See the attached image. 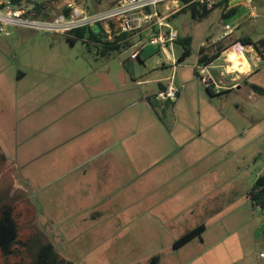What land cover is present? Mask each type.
<instances>
[{"label":"rangeland","instance_id":"rangeland-1","mask_svg":"<svg viewBox=\"0 0 264 264\" xmlns=\"http://www.w3.org/2000/svg\"><path fill=\"white\" fill-rule=\"evenodd\" d=\"M79 1L87 7L104 9L117 0ZM35 3L42 4L47 14L40 15L43 18L55 17L61 10L60 0L24 2L32 13H36ZM245 9L246 17L227 39L229 43L246 37L252 42L264 39V0L246 3ZM223 11L224 7L219 6L205 17L194 18L186 10L171 19L174 28L192 37L187 63L195 61L202 41L209 47L218 46L225 22ZM7 29L9 32L0 31V199L8 198L15 204L21 236L14 252L2 256V263H24L36 257L39 246L47 241L46 234L43 237L35 233L40 216L41 225L58 243L56 250L71 262L64 264H86L83 255L90 248L86 241L97 226L95 223L89 227V219L80 224L73 215L86 216L94 207L115 208L118 199L110 194L100 202L98 198L88 201L84 197L86 189L77 183L87 178L96 184L103 181L104 187L109 185L107 190L113 191L120 183L117 165H111L105 174L98 165L80 159L84 155L77 142L87 137L90 129V133L99 129L97 125L90 128L92 120L89 123L78 117L87 115V107L92 104L108 105L111 119L107 124L113 143L121 133L134 135L142 128L141 135L126 140L162 148L167 162L161 159L159 172H166L161 166L171 164L169 172L196 181L191 185L193 189L220 181L222 190H235L240 207L251 205L249 192L264 173V94L255 91L256 96L251 95V85L248 90L241 82V89L213 93L212 98L188 95L185 104L176 109L175 101L166 104L155 98L157 80L166 76L170 79L174 72L162 52L146 60H129L131 49L102 57L94 44L82 38L72 43L61 33L16 26ZM182 51L183 46L177 45L175 56ZM234 63L240 67L246 64L242 58ZM20 70L25 72L23 77L18 75ZM251 81L264 87V57ZM148 94L150 107L146 104ZM82 95L90 100L76 109L75 98ZM109 153V159L113 154L115 159L121 158L131 170L130 175H135L133 150L117 152L112 148ZM103 202L104 207H99ZM141 246L142 252L150 248L147 242ZM257 257L253 256L254 264L258 263ZM120 260V256L115 259Z\"/></svg>","mask_w":264,"mask_h":264},{"label":"crops","instance_id":"crops-1","mask_svg":"<svg viewBox=\"0 0 264 264\" xmlns=\"http://www.w3.org/2000/svg\"><path fill=\"white\" fill-rule=\"evenodd\" d=\"M246 3L248 0H228V9L237 7V11L231 16H223L225 18L223 32L226 24L233 25L235 29L240 27L241 21L246 17ZM166 7L167 4L160 6L163 13L167 12ZM179 12L183 11L180 10L171 15L169 22ZM175 29L178 31L177 28ZM5 31L9 32V29L6 28L2 32ZM178 32L179 38L175 47L179 44L183 46L182 53L176 56L180 60L185 50L184 39L190 37V46H192V37ZM154 34H156L155 30H147L140 35L127 34L128 36L121 40L130 41L131 45L127 49L132 51V44L140 40L145 43ZM228 38L217 39L219 44L215 47H209L202 41L194 62L187 63V57L180 60L175 70L177 73L175 82L183 85V88L175 101L176 109L185 104L188 95L200 94L202 99L212 98L213 93H232L236 87L241 89L243 87L241 82L245 83L250 90V84L253 83L251 79L260 70L263 57L257 49H252L253 43L252 45L251 43L243 44L241 39H235L229 43ZM236 42L238 43L235 44ZM230 51H232L231 57H229ZM158 52L155 45L147 43L140 54V60H146ZM202 57L205 59L204 63L200 62ZM240 58L246 63L242 71L234 67V62ZM163 66H168V64L163 63ZM203 67H206L205 72H202ZM18 75L23 77L25 72L20 70ZM207 77H209V83L204 80ZM170 80L171 78L168 79L167 76L158 79V89L165 87ZM209 85L212 93L208 89ZM250 94L256 96L254 90ZM87 96L82 95L75 98L76 109L81 108L82 103L90 100ZM148 96L146 104L150 107ZM161 106L164 105L161 104ZM87 108L88 111L90 110L88 114L86 115V112L78 117H84L89 123V120H92L90 128L97 125L99 129L95 133H90V129L88 136L77 142L78 149L84 155L80 159L85 163L92 162L98 165L102 171L103 169L106 171L105 174L110 172L111 165H117L120 167V183L119 189L114 191L107 190L111 186L104 187L103 181H98L96 184L87 178L77 183L79 187L86 189L84 197L88 201L98 198L100 202L105 195L108 197L110 194L118 199V205L115 208L102 210L94 207L87 212L86 216L73 215L80 224L86 223L89 219L92 221L89 227L95 223L97 226L96 232L91 234L86 241V245L90 247L83 255L86 264H254L253 256L256 257V255L258 256L257 264H264V259L259 255L264 252L262 251L264 248V210L260 206L251 203L248 207H240L237 204L235 190H222L223 185L220 181L205 184L200 189H196L195 186L193 189L191 185L196 181H189L185 175L176 176L169 172L172 170L171 164L161 166L166 172H159L161 159H163L162 163L167 162V156L162 148L137 140L128 143L127 137L133 134L127 131L121 133V138L113 143L111 128L107 124L111 119L108 105L95 107L92 104ZM141 131L142 128L138 133L132 131L133 136L141 135ZM112 148L117 152L134 151V160L131 161L135 173L133 177L130 175L131 170H127L125 161L121 158L115 159L114 154L112 160L109 159L111 156L109 151ZM23 196L28 198L25 193ZM99 207H104V202L100 203ZM95 212L99 214L97 217L94 215ZM40 220L39 216L37 224L32 221L33 225L38 226V229L34 227L35 233L43 237L45 236L43 234H46L58 250L54 235L41 225ZM202 224L205 225V230L201 236L193 238L181 247H174V243L179 238ZM144 242L149 243L150 248L142 252L141 244ZM2 256L4 255L0 252V264L19 263L10 260L2 263ZM117 256H120V259L122 257V260L117 261L118 263L115 261ZM154 258L157 259L153 261ZM32 261L34 259L25 264ZM73 263L80 264L79 261L76 263L73 261Z\"/></svg>","mask_w":264,"mask_h":264},{"label":"built area","instance_id":"built-area-1","mask_svg":"<svg viewBox=\"0 0 264 264\" xmlns=\"http://www.w3.org/2000/svg\"><path fill=\"white\" fill-rule=\"evenodd\" d=\"M24 0H0V31L9 26L25 27L36 30H45L75 37L73 31L82 27H93L103 41H115L123 34L140 35L147 30H155L151 38L145 43L140 40L132 44L129 60L140 59L144 46L149 43L166 55L167 62L174 69L170 82L158 90L155 98L164 101H176L183 85L175 82L176 68L180 60L174 54L175 44L179 32L169 22V17L185 7L196 3L200 9H210L216 0H117L104 9H93L82 4L79 0H60V12L55 17H46L32 13L31 8L24 4ZM253 0H248L252 4ZM167 4L166 13L160 9ZM253 14L257 12L254 8ZM234 26L226 24L223 34L218 40L226 39L234 33ZM125 41L124 40H120ZM95 44L100 42L93 41ZM206 71L203 67L202 72ZM209 83V77L204 79ZM264 259V252L260 253Z\"/></svg>","mask_w":264,"mask_h":264},{"label":"trees","instance_id":"trees-1","mask_svg":"<svg viewBox=\"0 0 264 264\" xmlns=\"http://www.w3.org/2000/svg\"><path fill=\"white\" fill-rule=\"evenodd\" d=\"M25 1V0H24ZM27 1V0H26ZM31 1V0H28ZM189 0H183V2H187ZM228 0H222L215 2L214 6L210 9L203 8L200 9L196 3L190 5V7H185L181 11L190 10L191 15L196 17H205L212 10L219 6L224 7L223 16L228 17L233 15L237 11V7H232L228 9L227 5ZM42 4L35 3V10L37 15L47 16L42 9ZM75 37L67 36L68 40L72 43H75L77 38H82L89 45H92L93 41L100 42L99 44H94L96 48V52L102 57H109L113 53L121 52L124 49H127L129 45H131L130 41L120 42L121 39L126 38L128 35L125 33L121 36L116 37L115 41H103L102 37H99V34L95 32L93 27H82L73 31ZM183 45L185 47L184 53L180 60H184L191 52V38L187 37L184 39ZM243 44H254L258 52L262 57H264V39H261L257 42H252L250 37L241 39ZM91 41V42H90ZM239 42V41H238ZM236 42L235 44H237ZM241 43V42H240ZM242 44V43H241ZM242 44V45H243ZM200 62L204 63L205 59L200 58ZM198 74V72H197ZM251 87L259 94H264V87L251 83ZM164 88V87H163ZM208 89L211 91L210 85ZM148 99H151V96H148ZM4 157V155H2ZM249 199L251 203L256 206H260L262 210H264V173L259 175L256 179L254 185L252 186L249 192ZM12 199V198H11ZM205 230V225L202 224L190 231H188L185 235L179 238L175 243L174 247L178 248L192 240L197 236H201V234ZM20 224L18 221V215L16 212V206L10 199L3 197L0 199V250L2 255L7 257L10 253L14 252V245L18 242L20 237ZM47 241L42 243L36 253V257L34 261L28 264H64L68 261L61 253H59L54 244L47 238ZM157 258H154L155 261ZM17 264H25V262H19Z\"/></svg>","mask_w":264,"mask_h":264},{"label":"bare ground","instance_id":"bare-ground-1","mask_svg":"<svg viewBox=\"0 0 264 264\" xmlns=\"http://www.w3.org/2000/svg\"><path fill=\"white\" fill-rule=\"evenodd\" d=\"M234 67H235V68H237L239 71H242V70H243V68H244V66H242V67H243V68H242V67H240V66L236 65L235 63H234Z\"/></svg>","mask_w":264,"mask_h":264},{"label":"water","instance_id":"water-1","mask_svg":"<svg viewBox=\"0 0 264 264\" xmlns=\"http://www.w3.org/2000/svg\"><path fill=\"white\" fill-rule=\"evenodd\" d=\"M255 46V45H254Z\"/></svg>","mask_w":264,"mask_h":264}]
</instances>
